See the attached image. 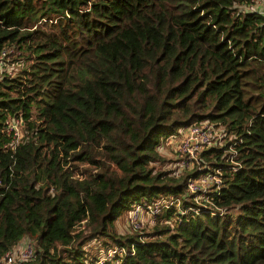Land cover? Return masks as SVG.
I'll list each match as a JSON object with an SVG mask.
<instances>
[{
  "label": "trees",
  "instance_id": "1",
  "mask_svg": "<svg viewBox=\"0 0 264 264\" xmlns=\"http://www.w3.org/2000/svg\"><path fill=\"white\" fill-rule=\"evenodd\" d=\"M259 1L0 0V258L28 238L13 264H264ZM203 122L221 147L158 170L162 140ZM109 155L123 178L81 168ZM207 174L202 207L186 185ZM160 197L178 209L133 231L132 207Z\"/></svg>",
  "mask_w": 264,
  "mask_h": 264
},
{
  "label": "built area",
  "instance_id": "2",
  "mask_svg": "<svg viewBox=\"0 0 264 264\" xmlns=\"http://www.w3.org/2000/svg\"><path fill=\"white\" fill-rule=\"evenodd\" d=\"M249 12H256L264 16V0H260L254 7L249 6L247 8ZM7 49L0 50V77L1 75L10 74L9 65L6 64ZM21 122L19 120H7L5 122L6 133L11 136L12 144H16L21 138ZM179 142L174 153L179 158V165L187 167L191 165L193 161H197V155L203 149L214 145L216 138V129L212 124L207 122L190 125L184 129L178 131ZM218 147H221L220 142L217 141ZM209 180H213L215 186L218 185L217 178L207 174L201 177L198 181L188 182L186 185L187 191L190 194H197L204 196L206 190L204 187ZM196 195V196H199ZM197 199V198H196ZM205 201L208 203L207 198ZM179 201L177 199H166L160 197L153 203L141 202L134 205L127 215L128 224L133 231L141 230L143 227V218L148 221H152L157 214L161 211L169 209L171 207L178 209ZM205 205H202V207ZM114 251L107 253V257H111ZM33 248L30 244H17L6 252L0 258V264H13L28 261L32 258ZM103 259H100L96 264H101ZM117 264V263H116Z\"/></svg>",
  "mask_w": 264,
  "mask_h": 264
},
{
  "label": "rangeland",
  "instance_id": "3",
  "mask_svg": "<svg viewBox=\"0 0 264 264\" xmlns=\"http://www.w3.org/2000/svg\"><path fill=\"white\" fill-rule=\"evenodd\" d=\"M6 49H8V48H6ZM105 132H106V129H105ZM222 138H223V133L221 132V130L220 129L216 130V138L214 139L215 144L210 145L209 147H212V146L218 147L217 141L220 142V144L222 145V142H223ZM179 139H180L179 135H174V136L167 137L164 140H162V143H161L160 147L158 148V152L160 154V157L162 158L163 163H161L160 165H157L158 170L167 171L169 169H172V170H176V172H180L182 170V167L179 165V158L174 153V151L178 145ZM209 147H207V148H209ZM95 161H96V164L94 166H89V167L81 166V168L89 170L91 175H95V174L99 173L101 170H103V171L106 170L108 174L116 173L119 176V179L123 178V175H124L123 170H121L120 167H117V165L114 163V158H112L111 155H109L107 159L96 158ZM195 163H197V161H193L191 163V165H189L187 167L192 168V166H194ZM100 164H102L103 166L101 167ZM195 166H197V165H195ZM96 167H98L99 169L100 168H102V169L98 171V169H96ZM187 167H184V168H187ZM213 177L216 178L215 176H213ZM115 181L116 180L114 178H112V177L109 178V182L115 183ZM213 185H215L214 181L209 180L206 183L204 190H206V192H208V189H210ZM196 200H197V205H199V206L208 205V203L205 201V197L202 195L197 196ZM127 213L128 212H125L124 214H122L120 216V218H118V220H117L118 222L115 224L116 230L118 231L119 234H125V233L129 232V229L127 228V223L125 221ZM143 225H144L143 228H145V227L149 228L152 226L150 223H148V220L146 218H143ZM78 229L83 230V227H78ZM144 230L146 231V229H144ZM146 232H148V231H146ZM17 244H21L22 246L24 244H30L33 248V245L28 238H24V239L20 240Z\"/></svg>",
  "mask_w": 264,
  "mask_h": 264
}]
</instances>
